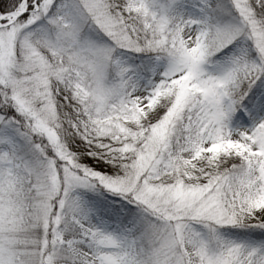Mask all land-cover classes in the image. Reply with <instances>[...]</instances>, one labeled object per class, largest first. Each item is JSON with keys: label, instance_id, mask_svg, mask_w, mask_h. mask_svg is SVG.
Instances as JSON below:
<instances>
[{"label": "snow or ice", "instance_id": "snow-or-ice-1", "mask_svg": "<svg viewBox=\"0 0 264 264\" xmlns=\"http://www.w3.org/2000/svg\"><path fill=\"white\" fill-rule=\"evenodd\" d=\"M0 264H264V0H0Z\"/></svg>", "mask_w": 264, "mask_h": 264}, {"label": "rangeland", "instance_id": "rangeland-1", "mask_svg": "<svg viewBox=\"0 0 264 264\" xmlns=\"http://www.w3.org/2000/svg\"><path fill=\"white\" fill-rule=\"evenodd\" d=\"M259 83V82H258ZM255 92V91H254ZM259 95V93H257V96ZM256 101V97H253V102ZM246 106L251 108V103L246 102ZM251 123L250 120L247 119V117H245L244 119H240L239 118V113H237V115L233 118L232 124L234 127L238 126V125H243V126H248ZM107 197L109 201H115L118 200V197H114L111 194L108 193H103V195L99 194V193H87L86 194V198L90 201L95 202L96 204H100L104 201V198ZM95 219V217H94ZM241 231V230H240Z\"/></svg>", "mask_w": 264, "mask_h": 264}, {"label": "trees", "instance_id": "trees-1", "mask_svg": "<svg viewBox=\"0 0 264 264\" xmlns=\"http://www.w3.org/2000/svg\"><path fill=\"white\" fill-rule=\"evenodd\" d=\"M253 91H256V89L254 88ZM249 95L252 96V93H250ZM252 99H253V98H252ZM246 102H248V101H246ZM232 231H234V232H239L240 230H238V229H233ZM241 231H242V230H241Z\"/></svg>", "mask_w": 264, "mask_h": 264}]
</instances>
